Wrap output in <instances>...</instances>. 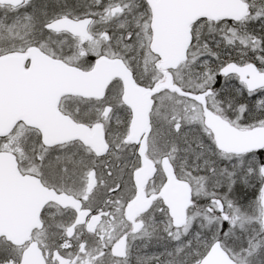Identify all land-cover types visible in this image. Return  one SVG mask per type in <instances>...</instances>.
Listing matches in <instances>:
<instances>
[{"label": "snow or ice", "instance_id": "1", "mask_svg": "<svg viewBox=\"0 0 264 264\" xmlns=\"http://www.w3.org/2000/svg\"><path fill=\"white\" fill-rule=\"evenodd\" d=\"M0 264H264V0H0Z\"/></svg>", "mask_w": 264, "mask_h": 264}]
</instances>
